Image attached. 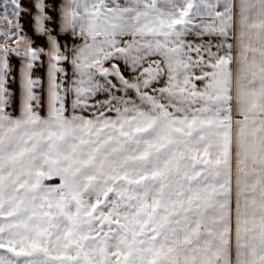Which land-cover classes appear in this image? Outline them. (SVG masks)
<instances>
[{
    "label": "snow or ice",
    "instance_id": "1",
    "mask_svg": "<svg viewBox=\"0 0 264 264\" xmlns=\"http://www.w3.org/2000/svg\"><path fill=\"white\" fill-rule=\"evenodd\" d=\"M0 8V264H264V0Z\"/></svg>",
    "mask_w": 264,
    "mask_h": 264
},
{
    "label": "crops",
    "instance_id": "2",
    "mask_svg": "<svg viewBox=\"0 0 264 264\" xmlns=\"http://www.w3.org/2000/svg\"><path fill=\"white\" fill-rule=\"evenodd\" d=\"M46 4L48 5V12L47 14L52 16L53 22L48 23L46 26L52 30V35L56 37L60 45H71L72 40L71 37L68 35H62L58 34V26L55 23L57 20V11L56 6L60 3V0H45ZM35 3L36 0H20V4L22 9L25 11L22 12L20 17V24L23 27V34H25L31 41L32 46L45 48L47 49L48 44L46 37L40 36L36 34L35 32V21L34 16L36 14L35 9ZM3 9L0 8V12H2ZM79 43V41H77ZM9 63L11 66V75L8 79V88L13 93L12 96V109L14 115H18V106H19V97H20V68L23 64V57H18L15 55H11L9 57ZM65 70L71 74V66L68 64L63 65ZM121 68L123 69V65L121 64ZM32 77L35 79H39L41 81V84L43 87L47 86V79H48V61L46 56H41L40 60L37 61L34 65V67L31 70ZM43 87L40 89L41 93H43ZM41 114L43 115V110L41 111ZM87 115V113H85ZM46 183L49 184H58L59 180L54 179L51 181H47Z\"/></svg>",
    "mask_w": 264,
    "mask_h": 264
},
{
    "label": "rangeland",
    "instance_id": "3",
    "mask_svg": "<svg viewBox=\"0 0 264 264\" xmlns=\"http://www.w3.org/2000/svg\"><path fill=\"white\" fill-rule=\"evenodd\" d=\"M127 75V73H125Z\"/></svg>",
    "mask_w": 264,
    "mask_h": 264
}]
</instances>
